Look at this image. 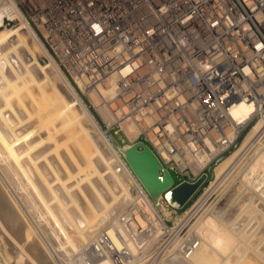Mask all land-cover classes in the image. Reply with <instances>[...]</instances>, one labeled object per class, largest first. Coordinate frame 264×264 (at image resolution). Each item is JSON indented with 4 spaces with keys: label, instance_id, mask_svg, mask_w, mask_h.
I'll use <instances>...</instances> for the list:
<instances>
[{
    "label": "built area",
    "instance_id": "built-area-1",
    "mask_svg": "<svg viewBox=\"0 0 264 264\" xmlns=\"http://www.w3.org/2000/svg\"><path fill=\"white\" fill-rule=\"evenodd\" d=\"M16 15L81 93L117 75L114 96L104 100L110 117H100L102 127L126 137L124 122L138 126L130 142L152 150L171 187L196 181L264 113V0H0V27ZM240 104L250 107L243 121L233 115ZM138 192L150 199L141 185ZM154 213L150 218L132 201L118 215L140 241L135 261L148 246L159 253L155 264L174 253L167 238L174 227ZM103 239L117 263L123 251L112 252ZM97 245L94 240L85 251V262L100 257ZM198 245L192 238L177 252L187 258Z\"/></svg>",
    "mask_w": 264,
    "mask_h": 264
},
{
    "label": "bare ground",
    "instance_id": "bare-ground-1",
    "mask_svg": "<svg viewBox=\"0 0 264 264\" xmlns=\"http://www.w3.org/2000/svg\"><path fill=\"white\" fill-rule=\"evenodd\" d=\"M16 18V26L0 28L1 262L58 264L57 258L73 260L97 240L100 257L87 263L79 256L73 263L134 264L140 241L124 230L118 215L132 201L142 205L150 218H156L154 211L169 218L170 210L161 197L138 194L141 184L119 154L128 145L115 147L94 116L109 119L104 100L114 96L117 75L97 88L81 86L88 98L83 100L25 19ZM249 110L240 104L233 115L243 121ZM263 123L264 113L239 145L213 166L212 181L224 176ZM122 129L129 141L139 133L130 122H124ZM247 171L243 183L262 201L264 145L256 149ZM241 200L230 215L220 208L199 214L190 227L198 247L187 259L177 256L164 264H264V229L256 220L260 215L264 222V209L250 196ZM208 206L202 209L207 211ZM183 219H177L176 226ZM152 225L158 232L159 222L154 219ZM103 238L111 241L112 252L123 251L117 263Z\"/></svg>",
    "mask_w": 264,
    "mask_h": 264
},
{
    "label": "rangeland",
    "instance_id": "rangeland-1",
    "mask_svg": "<svg viewBox=\"0 0 264 264\" xmlns=\"http://www.w3.org/2000/svg\"><path fill=\"white\" fill-rule=\"evenodd\" d=\"M0 23H1V20H0ZM16 23L18 24V22L15 20L8 27L16 26L17 25ZM52 58H53V56H52ZM40 59H43V58L40 57ZM56 63H57V61H56ZM59 68L61 69L62 73H64L63 68L61 66H59ZM64 75L66 76L65 73H64ZM68 80L71 82V80L69 78H68ZM71 83L76 88V90H78V92H79L78 94L80 95V97L83 100L88 101V98L86 97V94L81 93L79 91V89L77 88V86H75V84H73V82H71ZM89 107L94 109L93 106L88 103V108ZM91 108H89V109H91ZM98 118H99V116H98ZM101 128H102V131L105 133L106 129L104 127H102V126H101ZM105 135H107L110 140L112 138L116 140V142L118 144L117 148L124 147V146H127V145L131 144V142L126 137H124L121 133H118V135L121 136V139H118V137H117L118 135H114L113 131H108V132L105 133ZM244 135L235 144V146L232 148V150L235 149L239 145V143L242 140V138L244 137ZM261 145L262 146L264 145V134L263 135L258 134V135H256L253 138V140L250 142V144L246 148H244L242 150L243 152L240 153L238 158H236V160H234L235 163L233 162L229 166V168L225 172L224 176L219 181L218 180L212 181L213 180V169L215 167L214 165H216L219 161H221V159L223 157H225L228 153H230L232 151L231 150L225 156H223L217 163L212 165V167L210 168L212 170V173H211V175L208 176L207 181L201 186V188L193 195V197L187 202V204L183 208H181V209H173L171 207H167L166 206L170 210V217L169 218L165 217L166 220H167V225L169 227H174V229L172 230L171 234L169 236H167V238H169V240H171V244L172 245L175 244L173 246L170 245L173 249H175L176 246L178 248L179 243L181 244L183 241L188 240L187 237H189V240H190V238H196V237H194L195 235L191 231L190 227L193 224L194 220H196V218H198L200 216L199 214H202L203 211H204V213L205 212L207 213L208 211H211V212L212 211H217L220 208V209L226 211V213L228 215H230V214H232L233 212H235V211H237L239 209L238 206L240 205V203L242 201L241 197L244 199L246 196L252 197L253 198V200H252L253 203L256 204L257 206L259 205V208L261 207V208L264 209V202H263L264 198H262L263 200L261 201L260 197H258V196H256V197L254 196L253 197V193H250V192H252V191H250L252 187L250 186V188H248L249 186L245 185L243 183L244 181L242 180L243 179L242 177L244 176L245 172H248L247 171L248 170V166H249L250 162L252 161V158L256 155V149L260 148ZM119 154L123 158L121 152ZM206 173H208V171ZM173 176H175V175L173 174ZM175 180H176V178H175ZM244 186H246L248 189L246 187H244ZM262 202H263V204H262ZM154 203H155L156 206H158L157 202H154ZM211 204L212 205L214 204L213 207H212ZM208 205L211 208H209ZM204 206H205V208H207L206 206H208V210L207 211L205 210V208L202 209ZM246 213H248V212L245 211L243 213L244 214L243 217L245 219L247 217V219H248L249 217L247 216L248 214H246ZM183 217H184V219L181 221V223L176 226L177 219H179V218L182 219ZM256 220L262 222L261 229H264V225H263L264 222L262 220V217L260 215H257L256 216ZM188 231L191 232L190 236H188L189 235ZM191 234H193V235H191ZM179 238H180V240L183 239V240H181L182 242L179 240ZM3 241L4 240H2L0 238V252L1 253H2V248H3V245H4ZM175 241H176V243H175ZM92 244H93V241L91 242V244L89 246L84 248V250H82L81 253H79V256H82V257L84 256L85 261H87L86 257L88 256L85 251L91 252L90 248H91ZM97 247H99V246L97 245ZM177 248H176V250L173 253V255H175V256L171 255V256L167 257L166 259H164L162 262L158 261L157 264H164L166 261H168L170 259H171V261H175V260H177V259H175V258H177V256L181 258L182 256H180L178 254ZM14 250L13 251L10 250V252L12 253V252H14ZM140 251H142V250H140ZM83 252L85 253V255L83 254ZM143 252L144 253H141V254L138 255L139 256L137 258L138 261L134 260V264H135V262H136V264H155V262L158 260L159 253H157V251L156 252L154 251V246H152V247L148 246V248L146 250H144ZM79 256L75 255L73 260L70 257H65L64 258L65 260H63V258L59 257V258H57L58 260L56 259V262H58V264H74L78 260ZM182 259H184V258L182 257ZM185 259H187V258H185ZM59 260L61 262H59ZM93 261H91L89 263H92ZM25 262L26 261H23L20 264H25Z\"/></svg>",
    "mask_w": 264,
    "mask_h": 264
},
{
    "label": "water",
    "instance_id": "water-1",
    "mask_svg": "<svg viewBox=\"0 0 264 264\" xmlns=\"http://www.w3.org/2000/svg\"><path fill=\"white\" fill-rule=\"evenodd\" d=\"M94 115L102 126L98 116L95 113ZM111 141L115 147L118 146L115 139L112 138ZM121 152L125 163L150 198L162 196L168 206L173 209L183 208L212 173V170L209 169L208 173L201 174L194 182L184 181L171 187L172 177L165 169H162V174L159 173V169L162 168L161 164L147 145L137 141L128 145Z\"/></svg>",
    "mask_w": 264,
    "mask_h": 264
}]
</instances>
